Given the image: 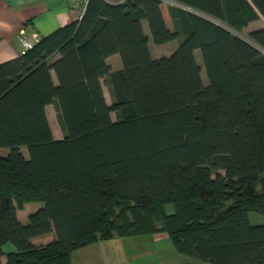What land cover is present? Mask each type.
Instances as JSON below:
<instances>
[{
  "label": "trees",
  "instance_id": "trees-1",
  "mask_svg": "<svg viewBox=\"0 0 264 264\" xmlns=\"http://www.w3.org/2000/svg\"><path fill=\"white\" fill-rule=\"evenodd\" d=\"M178 1L199 12L89 0L0 63V264H73L101 239L163 231L212 264H264V224L249 219L264 214V27L252 43L222 24L264 18V0ZM144 20L156 44L182 38L170 55L153 56ZM31 201L44 204L23 222Z\"/></svg>",
  "mask_w": 264,
  "mask_h": 264
},
{
  "label": "rangeland",
  "instance_id": "rangeland-1",
  "mask_svg": "<svg viewBox=\"0 0 264 264\" xmlns=\"http://www.w3.org/2000/svg\"><path fill=\"white\" fill-rule=\"evenodd\" d=\"M169 3L177 4L189 10L197 11L194 8L183 5L178 0H163V5H167ZM218 22L220 23V21ZM144 24L146 33L149 35V44L154 57L168 56L178 47L182 38L175 39L167 43L156 44L152 39L146 20H144ZM222 24L236 35L253 43L248 34L255 28L264 27V18L260 17L258 20L249 23L241 31L229 27L224 23ZM117 55L119 56V54ZM196 58L198 63L202 66V78L205 82H207V74L203 65L200 50L196 51ZM111 61L114 62V59H111ZM104 89L108 103L113 104V98L111 96L109 86L106 83L104 85ZM47 111L53 132L58 136H63L64 128L61 124L56 105L50 104ZM112 116L114 119L117 117L115 111H112ZM8 150L9 149L5 147L0 148V154L5 155L8 153ZM22 150L26 156L29 155L26 147H23ZM221 172L224 171L221 170ZM43 204V202L39 201L26 202L22 208L18 209L20 218L27 222L29 214L37 210ZM249 219L253 224H264V214L259 212H250ZM53 236L54 234L51 233L45 236L37 237L35 239V243L38 245L44 244L52 239ZM83 250L87 251L86 253H88V258L94 261L101 259L103 264H212L210 262L200 260L193 255L178 252L168 233L165 231L125 237L115 236L109 239H101L87 245Z\"/></svg>",
  "mask_w": 264,
  "mask_h": 264
},
{
  "label": "crops",
  "instance_id": "crops-1",
  "mask_svg": "<svg viewBox=\"0 0 264 264\" xmlns=\"http://www.w3.org/2000/svg\"><path fill=\"white\" fill-rule=\"evenodd\" d=\"M88 1L0 0V63L16 58L22 54L23 44L20 37V30L22 28L26 29L28 36L36 32L39 37H43L73 20L80 19L86 10ZM111 59H114V62ZM108 62L112 65L113 69L122 67L120 55H111L108 57ZM104 85L105 82H103V87ZM49 105H47V110ZM54 135L58 139L63 137L55 133ZM33 241L35 243V239ZM85 247L73 251V264H103L101 259L94 261L88 258L87 251L83 250ZM1 261L2 264H6V256H2Z\"/></svg>",
  "mask_w": 264,
  "mask_h": 264
},
{
  "label": "built area",
  "instance_id": "built-area-1",
  "mask_svg": "<svg viewBox=\"0 0 264 264\" xmlns=\"http://www.w3.org/2000/svg\"><path fill=\"white\" fill-rule=\"evenodd\" d=\"M112 1L121 2L123 0H112ZM20 37L23 44L22 53L30 49L41 38L36 32H33L31 35L28 36L25 28H22L20 30Z\"/></svg>",
  "mask_w": 264,
  "mask_h": 264
}]
</instances>
